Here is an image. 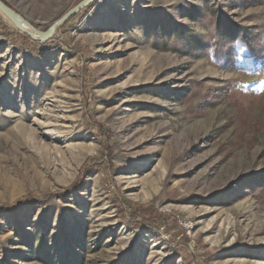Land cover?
<instances>
[{
  "label": "rangeland",
  "instance_id": "rangeland-1",
  "mask_svg": "<svg viewBox=\"0 0 264 264\" xmlns=\"http://www.w3.org/2000/svg\"><path fill=\"white\" fill-rule=\"evenodd\" d=\"M4 1L45 33L83 0ZM263 2L95 0L68 44L64 23L43 42L25 34L60 45L43 53L0 35V204L74 187L102 150L87 105L113 138L108 179L91 170L63 198L0 212V264H264V74L220 68L170 38L206 37L195 19L206 7L264 25ZM123 199L176 227L127 226Z\"/></svg>",
  "mask_w": 264,
  "mask_h": 264
},
{
  "label": "trees",
  "instance_id": "trees-1",
  "mask_svg": "<svg viewBox=\"0 0 264 264\" xmlns=\"http://www.w3.org/2000/svg\"><path fill=\"white\" fill-rule=\"evenodd\" d=\"M1 1L8 6L4 0ZM90 7H92V4L62 25L61 30L65 34V43H69L68 29L79 21L84 12ZM195 19L206 31V37L200 38L191 33H184L178 30L170 34V38H172L171 46L174 49L185 52L195 58H207L212 64L220 68L238 71L246 75L264 74V25L244 28L232 23L219 8L215 7H206L205 11L196 14ZM0 35L13 47H19L22 50L34 53H43L60 47V45L53 42L41 44L32 41L27 35L9 26L1 16ZM61 48L68 53L67 46H61ZM80 55L81 59H85L83 52ZM93 113L92 105H87V114L91 122L89 126L92 129L97 128L102 150L98 156L86 160L81 168V177L77 180L74 187L69 188L66 193H42L38 197L25 195L11 203L0 204V212L16 213L27 205L36 202H48L56 198V196L63 198L69 191H75L80 188L83 185L84 176L89 174L91 170L101 172L104 180L109 178L112 170L110 145L113 138L104 125L95 121ZM116 206L124 223L129 227L157 226V228H160L168 223H172L173 227H176L172 216L162 213L149 205H140L123 199L122 201H117Z\"/></svg>",
  "mask_w": 264,
  "mask_h": 264
},
{
  "label": "water",
  "instance_id": "water-1",
  "mask_svg": "<svg viewBox=\"0 0 264 264\" xmlns=\"http://www.w3.org/2000/svg\"><path fill=\"white\" fill-rule=\"evenodd\" d=\"M95 0H83L79 4H77L74 8L69 10L64 16H62L56 23H54L47 32L45 33H39L34 28H32L27 22L23 20V18L17 14L13 9L5 5L0 0V15H2L5 19H7L13 26L18 29L21 33L29 35L32 39H34V34H38L42 37L41 42L45 41L48 37H50L55 29L65 23L67 20H69L71 17L77 15L79 12H81L83 9L88 7L92 2ZM25 24L28 29H30L32 32H28L26 28L22 27V25Z\"/></svg>",
  "mask_w": 264,
  "mask_h": 264
},
{
  "label": "bare ground",
  "instance_id": "bare-ground-1",
  "mask_svg": "<svg viewBox=\"0 0 264 264\" xmlns=\"http://www.w3.org/2000/svg\"><path fill=\"white\" fill-rule=\"evenodd\" d=\"M22 27L27 28L25 24H23Z\"/></svg>",
  "mask_w": 264,
  "mask_h": 264
}]
</instances>
